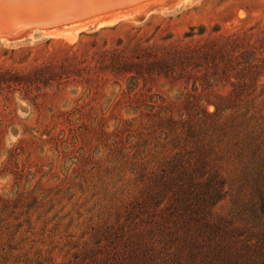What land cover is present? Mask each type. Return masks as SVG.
Returning a JSON list of instances; mask_svg holds the SVG:
<instances>
[{"label":"trees","instance_id":"16d2710c","mask_svg":"<svg viewBox=\"0 0 264 264\" xmlns=\"http://www.w3.org/2000/svg\"><path fill=\"white\" fill-rule=\"evenodd\" d=\"M213 31L113 46L93 66L70 54L24 76L113 79L101 106L122 102L129 116L109 114L107 130L105 116L87 124L74 109L57 141L80 164L0 198V264H264V27ZM162 77L186 86L165 96L152 88Z\"/></svg>","mask_w":264,"mask_h":264},{"label":"rangeland","instance_id":"374dc122","mask_svg":"<svg viewBox=\"0 0 264 264\" xmlns=\"http://www.w3.org/2000/svg\"><path fill=\"white\" fill-rule=\"evenodd\" d=\"M8 6L0 3V13L12 14ZM114 7L69 23L57 25L61 20L46 25L57 26L0 36V80H8L0 85V198L12 196L18 188L37 191V181L51 167L58 172L65 164H80L75 157L70 158V147L57 141L62 133H70L76 107H81L87 124H92L95 116H105L103 126L107 130H113L115 122L109 114L129 116L122 102L101 106L103 95L112 91L113 79L108 84L104 80L90 84L84 69V75L73 74L61 84L50 81L30 86L24 76L35 78L36 67L59 64L71 55L73 61L78 58L93 66V57L101 50L129 42L171 38L195 44L217 27L225 32L264 27V0H136ZM23 15L16 17L22 21ZM16 26H6V32L0 27V34L16 31L21 25ZM200 30L205 33L200 35ZM191 32L196 34L189 36ZM152 85L154 91L171 98L186 86L164 77ZM219 90L225 92L227 88L221 86ZM104 106L109 108L106 114L101 110ZM214 108L209 104L210 110ZM91 134L85 131L82 139H91Z\"/></svg>","mask_w":264,"mask_h":264},{"label":"bare ground","instance_id":"6f19581e","mask_svg":"<svg viewBox=\"0 0 264 264\" xmlns=\"http://www.w3.org/2000/svg\"><path fill=\"white\" fill-rule=\"evenodd\" d=\"M129 1H136V0H106V1L104 0H0V3L3 5V7L8 6V5H13V6H8V9H12L11 11H13L12 14L10 13L11 16L16 17V16H19V14H24L23 18H21L22 19V21L20 22L21 25H24V24L27 25L29 23L31 24L34 21H36V20H33V18H30V14L32 13L38 14V16H45L48 19L41 20L39 22H42L43 25H48V24L50 25V24H55V23L57 24L61 20L66 21V20L73 19L72 16L65 14V13L74 12V9L80 8L83 5H93L94 6L98 4H108L110 6H116V5H122L123 3H127V2L129 3ZM0 8L2 9V7ZM61 13L64 14L65 16H63V18H56L57 15ZM75 17H81V16H75ZM76 19L77 18H75V20ZM16 22L18 21L16 20ZM12 27L10 28L12 29ZM7 29H8L7 27L6 29L4 27L5 32ZM13 32H15V30Z\"/></svg>","mask_w":264,"mask_h":264},{"label":"water","instance_id":"95a60500","mask_svg":"<svg viewBox=\"0 0 264 264\" xmlns=\"http://www.w3.org/2000/svg\"><path fill=\"white\" fill-rule=\"evenodd\" d=\"M113 8H117V7L110 6L108 4H98V5H94V6L93 5H83L80 8L74 9V12L65 13V14L72 16L73 19L62 21V23H59L57 25L75 21L74 18L82 19V18L89 17L91 15L101 13V12H104V11H107V10L113 9ZM62 13L58 14L56 18H63V16H65V15ZM0 14L2 15V17H0V27H6V26L12 27L13 25H17V26L21 25V23H20L21 21H19L17 17H14V18H16V19H14V18H12V16H10L8 14H5V13H0ZM75 16H81V17H75ZM30 18H33V20H36V21L31 23L30 25H25V24H24L25 26L21 25L20 28L17 29L15 32L0 34V36H11V35L17 34L19 32L31 29V28H48V27L57 26V25H51V26L43 25V23L39 22V21L45 20L48 18H46L45 16H38V14H35V13L30 14ZM79 19H76V20H79ZM16 20H18V22H16Z\"/></svg>","mask_w":264,"mask_h":264}]
</instances>
